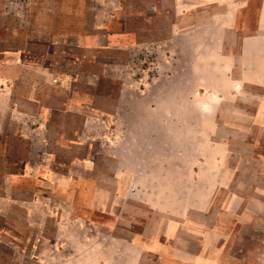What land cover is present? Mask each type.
Wrapping results in <instances>:
<instances>
[{
  "label": "rangeland",
  "instance_id": "rangeland-1",
  "mask_svg": "<svg viewBox=\"0 0 264 264\" xmlns=\"http://www.w3.org/2000/svg\"><path fill=\"white\" fill-rule=\"evenodd\" d=\"M173 6L0 0V264H130L138 233L264 264L263 127L226 98L235 59L194 70L199 55L166 43ZM168 80L190 84L177 104Z\"/></svg>",
  "mask_w": 264,
  "mask_h": 264
},
{
  "label": "crops",
  "instance_id": "crops-1",
  "mask_svg": "<svg viewBox=\"0 0 264 264\" xmlns=\"http://www.w3.org/2000/svg\"><path fill=\"white\" fill-rule=\"evenodd\" d=\"M172 10L173 21L166 43L175 45L177 40H183L185 54L199 55L194 68L189 63V70L192 68L207 71L209 55H214L216 61L218 57L223 61L230 59L231 62L235 59V81H231L230 97L226 98L235 101V104H246V108L252 110L247 117L252 118L253 124L263 127L264 130V0H174ZM176 17L183 24H178ZM192 25H195L194 29H189ZM134 34L121 31L119 47L136 44L130 43ZM94 46L88 44V47ZM145 82L143 86H159L158 80ZM187 85L190 86L187 81L168 80L167 102L179 103L182 96L179 88ZM205 85L201 80L197 86ZM159 97L153 94L151 102H159ZM226 98L217 93L216 101L222 102ZM189 100L192 102V97ZM240 114V111L235 110V116ZM256 120H263V126ZM169 228L168 226L164 235L173 237L176 231L175 222L171 230ZM159 237V234L154 237L138 233L135 237L136 243L125 239L120 258L124 257L126 263L130 264H150L144 258L157 264H209L206 258L202 259L192 255V252L177 248L173 240H170L172 238L162 241Z\"/></svg>",
  "mask_w": 264,
  "mask_h": 264
}]
</instances>
